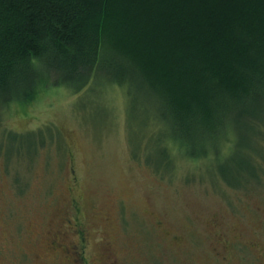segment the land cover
Returning a JSON list of instances; mask_svg holds the SVG:
<instances>
[{
    "label": "trees",
    "instance_id": "obj_1",
    "mask_svg": "<svg viewBox=\"0 0 264 264\" xmlns=\"http://www.w3.org/2000/svg\"><path fill=\"white\" fill-rule=\"evenodd\" d=\"M93 79L125 86L127 116L153 130L155 171L176 149L216 157L231 187L258 184L264 0H0V115L42 81L77 93ZM4 133L8 160L46 142L66 153L52 124Z\"/></svg>",
    "mask_w": 264,
    "mask_h": 264
},
{
    "label": "rangeland",
    "instance_id": "obj_2",
    "mask_svg": "<svg viewBox=\"0 0 264 264\" xmlns=\"http://www.w3.org/2000/svg\"><path fill=\"white\" fill-rule=\"evenodd\" d=\"M92 81L77 93L42 81L30 100L1 113L0 264H66L60 252L45 249L46 229L66 216L90 231V264H104L105 231L119 264H221L215 252L225 250L231 260L233 241L250 239L264 220V161L258 184L241 188L221 178L216 157L194 159L176 149L172 164L157 172L147 160L153 130L127 116L125 86ZM144 110L140 105L136 118H145ZM48 124L61 132L66 153L46 142L31 161L7 159L5 128L19 133ZM254 146L264 154V138Z\"/></svg>",
    "mask_w": 264,
    "mask_h": 264
},
{
    "label": "flooded vegetation",
    "instance_id": "obj_3",
    "mask_svg": "<svg viewBox=\"0 0 264 264\" xmlns=\"http://www.w3.org/2000/svg\"><path fill=\"white\" fill-rule=\"evenodd\" d=\"M68 224V231H71L72 239L65 241V234L68 232L64 230V226ZM69 216H66L59 227L46 229V234H49V239L45 243L46 252H60L66 258V264H90L86 260L85 254L89 246L90 231L78 223L71 224ZM76 225V226H75ZM67 231V232H65ZM223 235L225 231H221ZM253 235L248 240L233 241L229 254L231 258L227 257V250L221 256L215 252L221 260V264H264V220H260L258 225L253 229ZM242 233V232H241ZM221 235L222 239H225ZM100 244L102 246V254L104 257V264H119L116 257L113 255V241L109 234L102 232Z\"/></svg>",
    "mask_w": 264,
    "mask_h": 264
}]
</instances>
